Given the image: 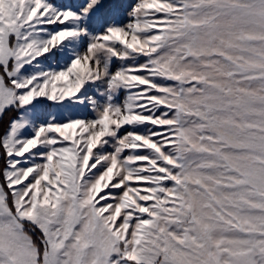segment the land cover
<instances>
[{
  "label": "snow or ice",
  "instance_id": "6c2138e0",
  "mask_svg": "<svg viewBox=\"0 0 264 264\" xmlns=\"http://www.w3.org/2000/svg\"><path fill=\"white\" fill-rule=\"evenodd\" d=\"M0 264H264V0H0Z\"/></svg>",
  "mask_w": 264,
  "mask_h": 264
}]
</instances>
